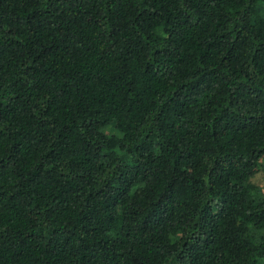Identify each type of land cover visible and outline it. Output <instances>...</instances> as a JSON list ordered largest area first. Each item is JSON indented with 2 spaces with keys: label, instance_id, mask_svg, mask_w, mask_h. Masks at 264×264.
<instances>
[{
  "label": "trees",
  "instance_id": "1",
  "mask_svg": "<svg viewBox=\"0 0 264 264\" xmlns=\"http://www.w3.org/2000/svg\"><path fill=\"white\" fill-rule=\"evenodd\" d=\"M264 0H0V264H264Z\"/></svg>",
  "mask_w": 264,
  "mask_h": 264
},
{
  "label": "rangeland",
  "instance_id": "2",
  "mask_svg": "<svg viewBox=\"0 0 264 264\" xmlns=\"http://www.w3.org/2000/svg\"><path fill=\"white\" fill-rule=\"evenodd\" d=\"M251 181L255 187L254 192L264 195V158L258 164L257 171L254 173Z\"/></svg>",
  "mask_w": 264,
  "mask_h": 264
}]
</instances>
